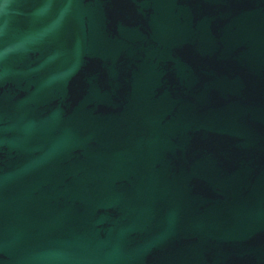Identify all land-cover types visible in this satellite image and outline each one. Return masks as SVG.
Returning a JSON list of instances; mask_svg holds the SVG:
<instances>
[{"label":"water","instance_id":"obj_1","mask_svg":"<svg viewBox=\"0 0 264 264\" xmlns=\"http://www.w3.org/2000/svg\"><path fill=\"white\" fill-rule=\"evenodd\" d=\"M0 264H264V0H0Z\"/></svg>","mask_w":264,"mask_h":264}]
</instances>
